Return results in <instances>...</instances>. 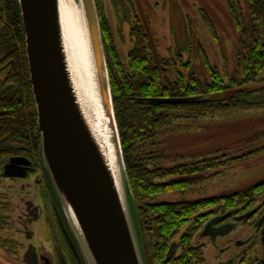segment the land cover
Masks as SVG:
<instances>
[{"label":"trees","instance_id":"16d2710c","mask_svg":"<svg viewBox=\"0 0 264 264\" xmlns=\"http://www.w3.org/2000/svg\"><path fill=\"white\" fill-rule=\"evenodd\" d=\"M127 2L133 4L132 0ZM112 3L119 24L130 26L133 46L128 53L127 63L121 58L112 26L104 12L103 0H96L137 233L141 249H145L146 242L151 253L144 262L208 264L203 246L192 243L196 230L216 214L213 209L217 207L234 210L246 205L244 210H247L261 195L264 182L227 197L196 202L154 203L152 200L159 195L191 190L205 180L198 177L203 172L241 158L226 161L215 158L162 168L157 165L158 155L153 150L160 145L157 139L161 130L175 121L264 110V89L248 92L238 90L227 102L214 99L217 94L255 82L263 72L264 0H248L250 23L240 32L243 60L228 83L210 65L213 81L203 82L197 74L189 72L191 63L184 62L182 56L179 57L181 69L176 61L174 64L176 79L168 78L166 71L172 63L156 55L150 34L140 18L137 15L130 17L126 0H112ZM230 7L236 19L237 16H243L241 7L236 8L232 4ZM237 23L240 25L238 19ZM210 27L217 38L211 22ZM2 75L5 77L0 93V159L22 157L37 165L41 164L46 176V186H43L45 200H50L55 209L58 208L65 221L43 166L38 113L30 83L26 35L19 0H0V77ZM204 96L209 98L182 104L151 101ZM174 177L181 179L163 182ZM59 253L64 257L63 248L59 249ZM73 264L79 263L75 261Z\"/></svg>","mask_w":264,"mask_h":264},{"label":"rangeland","instance_id":"374dc122","mask_svg":"<svg viewBox=\"0 0 264 264\" xmlns=\"http://www.w3.org/2000/svg\"><path fill=\"white\" fill-rule=\"evenodd\" d=\"M127 1L130 17L137 15L140 18L150 34L156 55L172 63L166 71L168 78L176 79L174 64L176 61L181 69L180 56L184 62L191 63L189 72L197 74L207 83L213 81L209 65L227 83L239 70L243 60L240 32L250 23L248 0H132L133 4ZM103 3L121 58L127 63L128 53L133 46L130 26L119 24L112 0H103ZM229 3L236 8L241 7L243 16H237L240 25ZM210 22L218 39L211 31ZM4 77H0V93ZM262 89L264 70L255 82L217 94L214 99L227 102L238 90L248 92ZM157 140L160 145L153 152L158 155L157 165L162 168L215 158L221 161L241 159L203 172L198 176L205 179L201 184L186 192L159 195L152 200L154 203L196 202L227 197L264 182V110L175 121L161 130ZM7 160L0 159V264H44L41 257L53 261L58 245V231L54 224L58 208L55 209L50 200H45V172L41 164L33 163L36 170L20 172V176H8L9 171L4 173ZM179 179L181 177H174L163 182ZM260 192L261 197L256 198L254 205H259L257 202L264 199V188ZM245 207L241 205L238 209L244 212ZM213 211L216 216L231 210L221 206ZM227 220L234 224V229L218 238L215 244L201 236L209 220L198 227L194 234L192 243L203 246L208 264H240L243 259L246 260L243 264H251L255 259H263L264 248L259 230L248 221ZM250 238L253 239L252 247L244 245ZM239 241L244 242L243 245H238ZM144 243L146 247L142 253L146 261L151 253Z\"/></svg>","mask_w":264,"mask_h":264},{"label":"water","instance_id":"95a60500","mask_svg":"<svg viewBox=\"0 0 264 264\" xmlns=\"http://www.w3.org/2000/svg\"><path fill=\"white\" fill-rule=\"evenodd\" d=\"M79 2L105 111L101 129L96 128L88 117L80 97L70 64V43L61 0H19L30 83L38 113L43 166L71 234L56 209L62 231L80 261L83 259L86 263L87 260L88 264H145L96 0ZM208 98L151 101L182 104ZM30 164L26 158H12L6 175L20 176V172H25L20 166ZM219 220L208 224L205 235L212 234L215 239L233 230L232 225L216 229L214 226ZM46 264L51 263L47 260Z\"/></svg>","mask_w":264,"mask_h":264},{"label":"bare ground","instance_id":"6f19581e","mask_svg":"<svg viewBox=\"0 0 264 264\" xmlns=\"http://www.w3.org/2000/svg\"><path fill=\"white\" fill-rule=\"evenodd\" d=\"M64 25L70 43V64L82 103L94 126L103 128L105 111L98 88L86 23L79 0H61Z\"/></svg>","mask_w":264,"mask_h":264},{"label":"flooded vegetation","instance_id":"af4514ba","mask_svg":"<svg viewBox=\"0 0 264 264\" xmlns=\"http://www.w3.org/2000/svg\"><path fill=\"white\" fill-rule=\"evenodd\" d=\"M7 161H8V163L6 165H4V173L7 172V167L11 165L12 158L8 159ZM20 167H22L21 169L23 171H25V172L31 171V170H36V168H35V166H34L32 161H31L30 165H27V166L26 165H22ZM259 197H261V195ZM257 204H259V205H256V204L254 205L253 204L252 207H249L244 212L241 209L236 208L234 210H231L230 212L225 213V211H224V213H222L221 215L213 216L212 219L210 218L209 221L204 225V229H203V231L201 233L202 238H209L210 241L215 244V242H216V240L218 238H222L224 236H218L217 238L213 239L212 238V234L205 235V231L207 229L208 224L211 221L215 220V219H220L219 222L217 224H215V226H214L216 229H218L220 227H223L225 225H232L233 229H234V224L228 222V220H227V219L230 218V219H233L235 222H245V221L251 222L253 224V226L259 230V233L261 234V237H260L261 238V244H262V246L264 248V244H263V234H264V199L259 200L257 202ZM227 214H230L231 216L228 217L227 219H225L224 217ZM246 215H247V217L245 219L238 220V218L246 216ZM56 217H57V215H56ZM57 220H58V218H57ZM54 224H55L56 230L58 231V245H56V253L54 255V259L55 260H53L54 261L53 262L48 257H41V260L44 262V264H46L47 260H49V262L51 264H71V263L73 264L75 261L77 263H79V264H83L82 260L80 261L77 258V256L75 255V253H74V251H73V249H72V247H71L66 235L62 231V228H61V225L59 223V220H58V223H57L55 218H54ZM66 227H68V226L66 225ZM69 233L71 234L70 230H69ZM73 240H74V238H73ZM252 241H253L252 238L248 239L246 241V243L239 241L238 245H243V243H244V245L245 244H249L252 247V245H254L252 243ZM74 243H75V240H74ZM62 248L64 249V252H65L64 257H62L61 254L59 253V249H62ZM243 263H246L245 259H243L240 264H243ZM221 264H225V263L222 262ZM251 264H264V258L261 259V260L260 259L259 260L255 259V260H253L251 262Z\"/></svg>","mask_w":264,"mask_h":264}]
</instances>
